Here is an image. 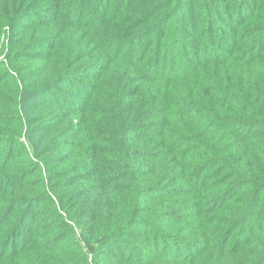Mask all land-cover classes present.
<instances>
[{
  "label": "trees",
  "instance_id": "16d2710c",
  "mask_svg": "<svg viewBox=\"0 0 264 264\" xmlns=\"http://www.w3.org/2000/svg\"><path fill=\"white\" fill-rule=\"evenodd\" d=\"M0 40V264H264V0H0Z\"/></svg>",
  "mask_w": 264,
  "mask_h": 264
},
{
  "label": "rangeland",
  "instance_id": "374dc122",
  "mask_svg": "<svg viewBox=\"0 0 264 264\" xmlns=\"http://www.w3.org/2000/svg\"><path fill=\"white\" fill-rule=\"evenodd\" d=\"M2 39H3V38H2ZM0 41H1L0 44L5 42V41H2V40H0Z\"/></svg>",
  "mask_w": 264,
  "mask_h": 264
}]
</instances>
